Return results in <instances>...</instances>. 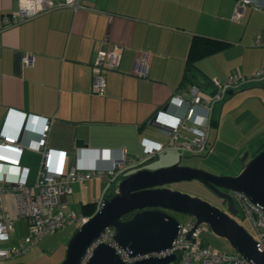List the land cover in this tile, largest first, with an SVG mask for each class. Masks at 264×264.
I'll return each instance as SVG.
<instances>
[{
	"label": "crops",
	"instance_id": "0c3cea01",
	"mask_svg": "<svg viewBox=\"0 0 264 264\" xmlns=\"http://www.w3.org/2000/svg\"><path fill=\"white\" fill-rule=\"evenodd\" d=\"M233 1L81 0L85 7L57 6L17 23L0 22V131L15 135L21 144L18 163L26 167L27 182L34 180L39 167L41 154L35 145L44 117L49 119L46 144L64 149V170L107 165L121 149L130 161L110 180L92 175L83 182L70 181V191L60 194L64 209L88 216L101 197L113 192L119 175L140 166L168 164L142 163L158 151L145 156L141 139L168 137L166 128L152 120L154 110L181 111L183 104L171 95L189 97L190 83L209 92L212 76L224 79L232 71L248 73L264 66V41L252 43L256 35L264 39V7L245 4L235 20L230 17ZM16 5L17 0H0V17ZM192 34L225 42L194 60L197 81L184 76ZM112 43L121 45L119 60L105 71V89L99 94L90 88V63L98 46ZM24 51L33 53L31 64H21ZM227 94L207 111L209 151L217 147L237 152L245 147L251 154L264 142V80L247 81ZM75 137H82L84 144L76 145ZM1 172L14 178L17 167L0 162ZM190 181L199 182L179 179L169 185L211 202V196L218 199L187 185ZM67 195H72L74 207L67 205ZM7 210L14 211L9 186L0 193V213ZM26 232V218L16 216L0 245L16 244ZM19 256L0 258V264H16Z\"/></svg>",
	"mask_w": 264,
	"mask_h": 264
},
{
	"label": "built area",
	"instance_id": "2783aa9c",
	"mask_svg": "<svg viewBox=\"0 0 264 264\" xmlns=\"http://www.w3.org/2000/svg\"><path fill=\"white\" fill-rule=\"evenodd\" d=\"M245 4L264 7V3L258 0H234L230 14L232 19L238 20ZM67 5L72 9L85 7L81 0H17L16 8L3 12L0 17L2 25L17 23L29 18L36 13ZM111 15H109V18ZM259 35L252 39V43H261ZM121 45L112 43L109 47L98 46L95 56L90 63V88L96 93H103L105 89V71L115 67L120 56ZM33 53L24 51L20 57L22 65L31 64ZM264 78V66L254 68L248 73L232 71L224 79L215 76L209 78L212 90L203 92L196 83H190L191 95L184 98L178 92L171 95V99L181 105V111H171L166 107H159L152 113V120L166 128L168 137L164 141L143 137L141 143L145 150V156L151 155L160 149L176 145L191 151H205L211 149V143L207 140L208 115L212 102L221 99L227 88H234L243 83ZM177 103V104H178ZM201 106L202 110L198 109ZM191 122V123H190ZM49 119L44 117L41 121L36 137V149L41 154L37 173L32 182L26 180V167L20 166L19 154L22 149L17 137L13 134L0 131V162L15 165L16 176L9 178L4 172L0 173V193L9 186L14 197V211L0 213V238L6 237L8 230L12 228V220L16 216H23L27 220V232L16 244L9 246L0 245V258L8 257L23 251L27 246L37 240L42 234L52 231L66 222L78 225L87 218V215L76 213L72 209H64V203L60 199L61 193L70 191V181L83 182L92 175L105 177L110 180L116 177L130 161L124 156L123 149L119 155L109 159L107 165L91 166L85 169L70 167L63 169L64 149L54 148L46 144V134ZM189 131L191 134H186ZM189 135V136H188ZM232 196L237 198L242 218H245L251 227L252 236L257 245L264 249V206L250 200L240 190H233ZM100 199L98 200L99 203ZM194 218L189 216L185 221L178 222L176 234L169 247L145 252L143 254L129 256L112 238L113 228L105 226L96 237L113 244L124 259H132L137 256L152 254H165L170 251L175 253L172 264H254L251 260L242 256L237 250L227 252L202 240L199 233L206 228V223L199 221L193 223ZM94 243V241H93ZM89 249V248H88ZM84 254L83 259L87 256Z\"/></svg>",
	"mask_w": 264,
	"mask_h": 264
},
{
	"label": "water",
	"instance_id": "95a60500",
	"mask_svg": "<svg viewBox=\"0 0 264 264\" xmlns=\"http://www.w3.org/2000/svg\"><path fill=\"white\" fill-rule=\"evenodd\" d=\"M231 91L226 89L227 93ZM2 123L0 120V127ZM74 143L80 145L84 141L75 137ZM239 158L241 167L235 173H213L177 160L156 167L140 166L125 173L116 181L113 192L101 197L95 210L74 227L66 240L64 255L56 264L169 263L175 258L173 251L124 259L113 244L95 241L105 226H111L113 240L129 256L169 247L179 221L166 208L190 214L194 224L205 222L242 256L254 264H264V249L232 215L237 210L233 190H240L264 206V142L251 154L244 149ZM190 178L206 186L225 207L168 184Z\"/></svg>",
	"mask_w": 264,
	"mask_h": 264
},
{
	"label": "rangeland",
	"instance_id": "374dc122",
	"mask_svg": "<svg viewBox=\"0 0 264 264\" xmlns=\"http://www.w3.org/2000/svg\"><path fill=\"white\" fill-rule=\"evenodd\" d=\"M225 95L228 94L225 93L224 96ZM244 149L245 147L236 152L225 149L218 150L217 147H215L212 152H205L191 151L181 147L175 148L172 146H168L160 149L154 157L143 160L142 163L151 166L157 163L165 164L177 160L180 163L192 164L198 167H202L203 169H206L213 173H230L234 171L236 172L239 169H237L238 164L240 165L239 157ZM121 176L122 175H119L116 181ZM197 183H199V185L201 186H199ZM77 184L79 188L83 187V184H80L78 181ZM168 184L173 185L174 182H169ZM187 185L196 186L197 190L205 189L207 191H210L201 182L190 181L187 182ZM110 190H112V188ZM203 195H205V193H203ZM211 199L214 202H217L221 207H225L224 202L218 201V199L214 198L213 196H211ZM66 201L68 206H75V204L73 203L72 195H67ZM233 201L237 210L232 215L237 220H239L249 232H252L251 227L249 226L245 218H242L237 198L233 197ZM169 211L174 214V216L178 219L179 222L185 221L190 216V214L181 211ZM73 230L74 223L66 222L60 227L42 234L37 238L36 241L27 246V248H25L23 251L14 254L15 256L20 255L18 259L20 261L16 264H56L63 257L66 240L68 239ZM199 236L202 240H205L211 245L221 248L227 252L234 251V248L229 243V241L224 236L214 233L208 225L205 229H202L200 231ZM172 263L173 262H169L167 264ZM193 264H197V261H194Z\"/></svg>",
	"mask_w": 264,
	"mask_h": 264
},
{
	"label": "trees",
	"instance_id": "16d2710c",
	"mask_svg": "<svg viewBox=\"0 0 264 264\" xmlns=\"http://www.w3.org/2000/svg\"><path fill=\"white\" fill-rule=\"evenodd\" d=\"M223 44H225V42L221 39H214L212 37L201 34H192L188 45V50L184 65L185 68L184 76L190 81L191 80L197 81L196 80L197 73L195 72L193 67L194 60L203 54L215 50L216 48L222 46ZM110 194L111 193H109L108 195ZM88 204L91 203L88 202L84 203V205H88Z\"/></svg>",
	"mask_w": 264,
	"mask_h": 264
},
{
	"label": "flooded vegetation",
	"instance_id": "af4514ba",
	"mask_svg": "<svg viewBox=\"0 0 264 264\" xmlns=\"http://www.w3.org/2000/svg\"><path fill=\"white\" fill-rule=\"evenodd\" d=\"M166 210H168V211H169L170 209H167V208H166Z\"/></svg>",
	"mask_w": 264,
	"mask_h": 264
}]
</instances>
